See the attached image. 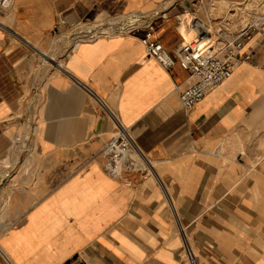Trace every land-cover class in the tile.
Returning a JSON list of instances; mask_svg holds the SVG:
<instances>
[{
    "label": "crops",
    "instance_id": "obj_1",
    "mask_svg": "<svg viewBox=\"0 0 264 264\" xmlns=\"http://www.w3.org/2000/svg\"><path fill=\"white\" fill-rule=\"evenodd\" d=\"M214 3L0 8V264H264V27L190 110L178 96L188 73L140 41L147 26L172 53L174 15ZM114 120L145 169L104 172Z\"/></svg>",
    "mask_w": 264,
    "mask_h": 264
},
{
    "label": "built area",
    "instance_id": "obj_2",
    "mask_svg": "<svg viewBox=\"0 0 264 264\" xmlns=\"http://www.w3.org/2000/svg\"><path fill=\"white\" fill-rule=\"evenodd\" d=\"M13 0H0V8H10ZM180 12L175 14L177 24L180 23ZM135 22V21H134ZM134 22L128 26H117L112 32L130 31ZM264 24V14L261 15L256 24L245 26L230 36L226 29L217 32L200 31L194 27L195 36L188 41L181 36V41L172 53L163 48L157 37L146 26L140 38L141 44L148 55L153 58L164 69H171L176 62L188 73L189 85L180 91V105L185 110L201 102L206 93L218 87L226 81L233 73L234 68L250 59L243 52L244 42L252 36V31L257 26ZM190 27L192 28L193 26ZM97 35L82 34L86 39L95 38ZM115 128L110 138L102 145L101 156L103 159V170L110 177L120 176L125 171L141 169L139 160L142 159L137 147L134 145L127 127L121 126L114 120Z\"/></svg>",
    "mask_w": 264,
    "mask_h": 264
},
{
    "label": "rangeland",
    "instance_id": "obj_3",
    "mask_svg": "<svg viewBox=\"0 0 264 264\" xmlns=\"http://www.w3.org/2000/svg\"><path fill=\"white\" fill-rule=\"evenodd\" d=\"M215 8V9H214ZM192 18V24L200 25L199 29L206 27L207 31L217 32L220 29L227 30L230 36L235 35L236 31L245 26L256 24L258 18L264 14V0H245L242 3H235L228 5L222 0H215V3L207 9L202 15L187 10ZM115 20V19H114ZM112 20V21H114ZM260 27L254 28L252 35L259 31ZM183 23L179 30H185ZM101 33H106L107 30L102 28ZM193 37V36H192ZM140 162V160H139ZM140 168L145 169V166L140 162ZM1 233V231H0Z\"/></svg>",
    "mask_w": 264,
    "mask_h": 264
},
{
    "label": "bare ground",
    "instance_id": "obj_4",
    "mask_svg": "<svg viewBox=\"0 0 264 264\" xmlns=\"http://www.w3.org/2000/svg\"><path fill=\"white\" fill-rule=\"evenodd\" d=\"M180 15H181V17H180L181 20H180L179 25L177 26V31L179 32L178 29L181 28L182 23H183V25H184V27H186V29H185V30H182V32H184V33H183V34H180V35L184 38V40L188 41V39H191L192 36H195V32H196V30H195L194 27H198V28H199L200 25H197V26H196L195 24H192L193 20H192V18L190 17L188 11H185L184 13H181ZM190 24H191V26H193L192 28L190 27ZM254 25H255V24H254ZM260 26L264 27V24H262V25H260ZM205 28H206V27L202 28V30H200V31H202V32L207 31ZM207 32H209V31H207ZM179 33H180V32H179ZM0 161H2V160H0ZM140 162H142L141 159H140ZM142 163H143V162H142ZM0 164H1V163H0ZM0 220H1V219H0ZM0 251H1V248H0Z\"/></svg>",
    "mask_w": 264,
    "mask_h": 264
}]
</instances>
